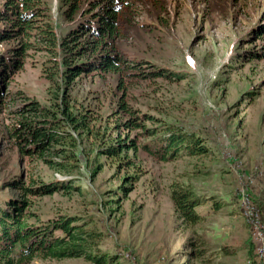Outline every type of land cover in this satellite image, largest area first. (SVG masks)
<instances>
[{
    "label": "rangeland",
    "instance_id": "rangeland-1",
    "mask_svg": "<svg viewBox=\"0 0 264 264\" xmlns=\"http://www.w3.org/2000/svg\"><path fill=\"white\" fill-rule=\"evenodd\" d=\"M116 2L120 50L135 61L185 76L178 85L158 81L157 93H150L157 86L140 83L130 90V106L156 117L162 131L174 125L195 134L209 152L164 164L138 152L136 169L120 175L138 174L139 182L119 208L110 205L119 179L108 163L93 181L84 172L76 176L79 193L46 197L36 202L35 211L44 220L58 214L94 220L101 232L99 248L114 256L112 264H202L192 259L195 248L189 245L198 237L204 242V264H264V61L231 62L236 50L259 46L252 30L264 0ZM244 39L249 43L241 44ZM40 74L28 63L15 89L46 104L47 83ZM104 82L87 78L78 98L106 116L116 112L120 91L114 78ZM1 124L0 198H5L16 195L3 191L5 183L24 167L3 139ZM40 170L46 182L58 177ZM175 184L204 200L198 225L185 226L177 218L169 197Z\"/></svg>",
    "mask_w": 264,
    "mask_h": 264
},
{
    "label": "trees",
    "instance_id": "trees-1",
    "mask_svg": "<svg viewBox=\"0 0 264 264\" xmlns=\"http://www.w3.org/2000/svg\"><path fill=\"white\" fill-rule=\"evenodd\" d=\"M257 9L252 31L260 44L236 50L234 65L264 61V6ZM120 19L116 0H0L1 128L24 167L3 188L16 195L0 198V264L66 259L112 264L114 256L99 248L101 232L94 220L69 214L44 220L35 211L36 202L79 193L76 176L84 172L93 181L110 163L119 179L110 191V197H116L110 205L119 208L139 182L138 174L123 175L136 169L138 152L161 164L209 152L195 134L174 125L162 131L156 117L130 106V90L140 83L157 86L150 91L157 93L158 81L178 85L185 76L126 56L118 46ZM36 55L39 59L32 61ZM28 63L40 68L47 83L46 104L15 89ZM87 78L115 79L120 91L116 112L104 116L79 100ZM42 167L58 177L44 181ZM169 192L185 226L203 220L199 207L205 202L190 188L175 184ZM189 245L195 248L192 259L204 264L202 239Z\"/></svg>",
    "mask_w": 264,
    "mask_h": 264
}]
</instances>
